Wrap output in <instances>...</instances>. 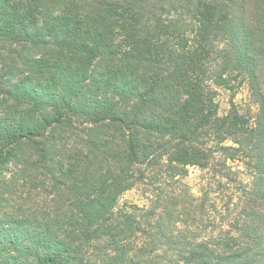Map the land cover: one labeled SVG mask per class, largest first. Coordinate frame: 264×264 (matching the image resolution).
Returning a JSON list of instances; mask_svg holds the SVG:
<instances>
[{
	"label": "trees",
	"instance_id": "trees-1",
	"mask_svg": "<svg viewBox=\"0 0 264 264\" xmlns=\"http://www.w3.org/2000/svg\"><path fill=\"white\" fill-rule=\"evenodd\" d=\"M0 264H264V0H0Z\"/></svg>",
	"mask_w": 264,
	"mask_h": 264
},
{
	"label": "rangeland",
	"instance_id": "rangeland-1",
	"mask_svg": "<svg viewBox=\"0 0 264 264\" xmlns=\"http://www.w3.org/2000/svg\"><path fill=\"white\" fill-rule=\"evenodd\" d=\"M221 91V90H220ZM218 102L220 104V109L222 112L226 111L229 107V100H230V92L222 90L218 96ZM234 100L239 104L240 110L242 112H248L250 109L253 111L255 110V107L253 106L251 99L248 96L247 90L245 88L241 89L238 94L235 96ZM200 171L195 167H190V175H189V182L192 185L197 186L200 181ZM48 193L52 196L53 193H50L52 188L49 187ZM141 194L137 190H131L124 194L123 199L126 202H137L142 203Z\"/></svg>",
	"mask_w": 264,
	"mask_h": 264
}]
</instances>
